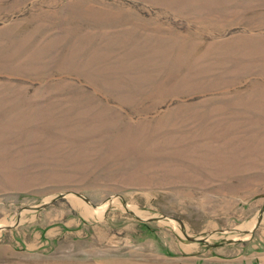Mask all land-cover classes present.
<instances>
[{
	"label": "rangeland",
	"instance_id": "rangeland-1",
	"mask_svg": "<svg viewBox=\"0 0 264 264\" xmlns=\"http://www.w3.org/2000/svg\"><path fill=\"white\" fill-rule=\"evenodd\" d=\"M0 264H264V0H0Z\"/></svg>",
	"mask_w": 264,
	"mask_h": 264
},
{
	"label": "bare ground",
	"instance_id": "bare-ground-1",
	"mask_svg": "<svg viewBox=\"0 0 264 264\" xmlns=\"http://www.w3.org/2000/svg\"><path fill=\"white\" fill-rule=\"evenodd\" d=\"M255 223V222H254ZM253 224V223H252ZM250 226V225H249ZM244 227V226H243ZM250 228V227H249ZM242 228H240V230H241Z\"/></svg>",
	"mask_w": 264,
	"mask_h": 264
},
{
	"label": "water",
	"instance_id": "water-1",
	"mask_svg": "<svg viewBox=\"0 0 264 264\" xmlns=\"http://www.w3.org/2000/svg\"><path fill=\"white\" fill-rule=\"evenodd\" d=\"M197 241H201V242H203L202 240H197Z\"/></svg>",
	"mask_w": 264,
	"mask_h": 264
}]
</instances>
